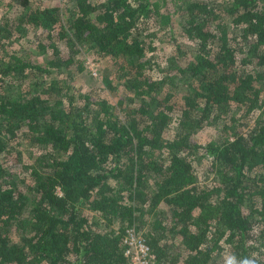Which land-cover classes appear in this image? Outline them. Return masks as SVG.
<instances>
[{"label":"trees","instance_id":"trees-1","mask_svg":"<svg viewBox=\"0 0 264 264\" xmlns=\"http://www.w3.org/2000/svg\"><path fill=\"white\" fill-rule=\"evenodd\" d=\"M47 2L0 0V264H128L127 227L158 264H264V0ZM80 46L130 97L76 103Z\"/></svg>","mask_w":264,"mask_h":264},{"label":"rangeland","instance_id":"rangeland-1","mask_svg":"<svg viewBox=\"0 0 264 264\" xmlns=\"http://www.w3.org/2000/svg\"><path fill=\"white\" fill-rule=\"evenodd\" d=\"M213 1L215 4L223 6L227 4L229 0ZM47 3L50 5H56L60 4V0H48ZM5 11L6 10L3 7H0V18ZM171 32L183 40L178 21L175 22L174 29ZM170 37V33H160L155 39V43L158 47V61L162 64L163 61L165 62L167 60L168 56L173 54L174 44L170 41ZM71 53L76 58L75 66L63 70L61 74L58 73V77L67 81L72 92L76 96V103L84 106L86 103L94 104L100 99H109L111 103L117 105L120 99H127L129 95L124 86L119 82L121 79L118 76V67L122 62L120 59L101 57L95 54L92 50L81 46L72 50ZM258 114L259 112L252 114L251 117L245 120V122L242 121L244 123L241 128H244L245 130L251 128ZM218 136V131L212 127L204 129L197 135L199 140L202 142L217 139ZM25 146L26 145L24 144V146L20 147L23 151V162L21 164H17L15 169L18 172H21L20 174L23 177H27V180L30 181L31 177L29 176V170L25 167L30 163V158ZM205 166V161L199 160L198 167L202 173V177L206 175L203 171ZM230 256L231 254L226 250L221 253V255L217 257V260L212 264H226V261Z\"/></svg>","mask_w":264,"mask_h":264},{"label":"built area","instance_id":"built-area-1","mask_svg":"<svg viewBox=\"0 0 264 264\" xmlns=\"http://www.w3.org/2000/svg\"><path fill=\"white\" fill-rule=\"evenodd\" d=\"M123 241L128 264H158L147 239L135 227H127Z\"/></svg>","mask_w":264,"mask_h":264},{"label":"clouds","instance_id":"clouds-1","mask_svg":"<svg viewBox=\"0 0 264 264\" xmlns=\"http://www.w3.org/2000/svg\"><path fill=\"white\" fill-rule=\"evenodd\" d=\"M226 264H257V260L254 258L238 259L235 255H231Z\"/></svg>","mask_w":264,"mask_h":264}]
</instances>
